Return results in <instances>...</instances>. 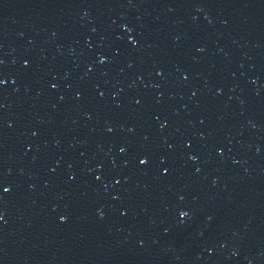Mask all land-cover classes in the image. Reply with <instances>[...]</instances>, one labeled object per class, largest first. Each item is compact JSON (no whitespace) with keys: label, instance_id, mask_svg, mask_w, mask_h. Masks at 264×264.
Returning <instances> with one entry per match:
<instances>
[{"label":"water","instance_id":"95a60500","mask_svg":"<svg viewBox=\"0 0 264 264\" xmlns=\"http://www.w3.org/2000/svg\"><path fill=\"white\" fill-rule=\"evenodd\" d=\"M0 264H264V0H0Z\"/></svg>","mask_w":264,"mask_h":264}]
</instances>
